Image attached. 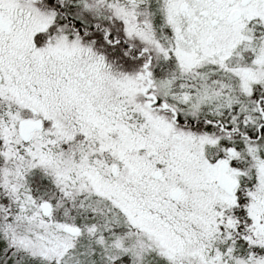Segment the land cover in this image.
<instances>
[{
    "label": "snow or ice",
    "instance_id": "1",
    "mask_svg": "<svg viewBox=\"0 0 264 264\" xmlns=\"http://www.w3.org/2000/svg\"><path fill=\"white\" fill-rule=\"evenodd\" d=\"M0 264H264V0H0Z\"/></svg>",
    "mask_w": 264,
    "mask_h": 264
}]
</instances>
